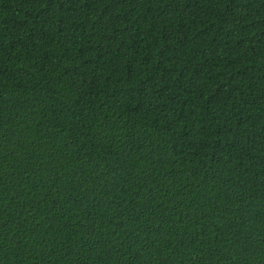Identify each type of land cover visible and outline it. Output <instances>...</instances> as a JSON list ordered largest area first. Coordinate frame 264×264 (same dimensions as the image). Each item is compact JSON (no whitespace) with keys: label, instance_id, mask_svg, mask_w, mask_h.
<instances>
[{"label":"trees","instance_id":"trees-1","mask_svg":"<svg viewBox=\"0 0 264 264\" xmlns=\"http://www.w3.org/2000/svg\"><path fill=\"white\" fill-rule=\"evenodd\" d=\"M0 264H264V0H0Z\"/></svg>","mask_w":264,"mask_h":264}]
</instances>
